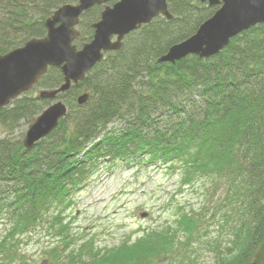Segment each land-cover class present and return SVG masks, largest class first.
<instances>
[{
  "label": "trees",
  "instance_id": "trees-1",
  "mask_svg": "<svg viewBox=\"0 0 264 264\" xmlns=\"http://www.w3.org/2000/svg\"><path fill=\"white\" fill-rule=\"evenodd\" d=\"M115 1L81 14L76 48L92 39V24ZM75 2L0 0V54L44 36L45 20L58 7ZM167 6L171 19L157 16L127 34L118 50L105 52L77 86L56 97L67 113L30 149L15 131L52 102L33 93L58 88L63 83L60 69L48 67L32 90L0 109V215L10 217L12 237L53 212L54 236L65 243L70 235L60 216L103 167L161 166L177 170L184 184L209 178L223 187L211 215L227 241L220 234L217 243L208 240L206 245L215 253L213 264L250 262L264 239V23L237 34L211 57L159 62L218 8L199 0H168ZM81 93L89 97L79 105ZM201 215L180 210L175 218L185 234L180 241L184 250L199 239ZM175 235L167 227L111 247L85 242L76 251L65 253V246L53 245L42 253L52 263L153 264L172 260L179 250ZM14 242L0 244L6 261L21 258ZM178 264L199 263L188 253Z\"/></svg>",
  "mask_w": 264,
  "mask_h": 264
},
{
  "label": "water",
  "instance_id": "water-1",
  "mask_svg": "<svg viewBox=\"0 0 264 264\" xmlns=\"http://www.w3.org/2000/svg\"><path fill=\"white\" fill-rule=\"evenodd\" d=\"M107 1L76 0L74 4L62 5L45 20L44 36L31 38L24 45L0 54V109L30 91L48 67L59 68L63 76L58 88L38 92L39 98L52 102L25 130L22 140L25 149H30L56 128L67 113L65 103L56 97L71 85L77 86L105 52L118 50L127 34L157 16L173 17L168 10V0H116L112 5H105L99 20L92 24V39L76 48L73 41L78 36L81 14ZM199 1L218 8L191 36L170 46L158 58L159 62L174 64L188 55L201 59L211 57L237 34L264 23V0ZM88 97L87 93H81L76 103L81 105ZM247 264H264V239Z\"/></svg>",
  "mask_w": 264,
  "mask_h": 264
},
{
  "label": "rangeland",
  "instance_id": "rangeland-1",
  "mask_svg": "<svg viewBox=\"0 0 264 264\" xmlns=\"http://www.w3.org/2000/svg\"><path fill=\"white\" fill-rule=\"evenodd\" d=\"M38 92L36 90L33 94L36 96ZM27 127L21 125L14 136H24ZM181 179L177 170H166L161 166L138 168L110 164L103 167L74 195L72 204L60 216L62 224L68 226L65 230L70 235L68 245V239L64 243L60 237L54 236V228L58 227L52 220L53 212L43 216L40 224L29 225L25 233L13 237L10 217L0 215V244L15 241L14 250L21 257L11 262L0 255V264H63L49 262L42 253L43 248L57 245L61 249L65 246L66 253L88 245L85 242H90L93 247L106 248L122 240L134 241L149 230L164 231L167 227L176 232L179 250L173 251L172 260L165 257L153 264H178L188 253L199 264H213L215 253L207 247L208 240L217 243L222 234L224 243L227 241L225 231L220 233L216 215H211L224 189L209 178H198L189 184L182 183ZM180 210L192 215L202 213L204 218L197 232L199 239L191 247H185L186 250L180 245L185 234L174 223Z\"/></svg>",
  "mask_w": 264,
  "mask_h": 264
}]
</instances>
